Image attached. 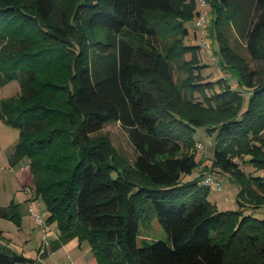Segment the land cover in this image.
I'll return each mask as SVG.
<instances>
[{"label": "trees", "instance_id": "trees-1", "mask_svg": "<svg viewBox=\"0 0 264 264\" xmlns=\"http://www.w3.org/2000/svg\"><path fill=\"white\" fill-rule=\"evenodd\" d=\"M252 5L260 11L253 23ZM197 8L195 0H0V84L20 85L0 104V120L19 130L10 163L29 158L58 244L86 240L98 264H264V219L243 212L263 206L264 177L235 161L249 155L264 170V75L255 81L234 61L224 31L233 24L251 55L262 57L264 0L210 1L222 64L236 70L248 101L226 81L222 91L204 93L199 46L184 43ZM161 35L175 39L162 49ZM181 60L188 100L173 79V62ZM109 122L129 130L136 175L97 135ZM201 125L218 130L205 171L236 176L241 209L210 204L202 175L183 179L199 163L182 147L195 146ZM0 217L20 224L18 205L0 206ZM155 217L170 242L138 246L141 226ZM34 261L0 244V264Z\"/></svg>", "mask_w": 264, "mask_h": 264}, {"label": "rangeland", "instance_id": "rangeland-1", "mask_svg": "<svg viewBox=\"0 0 264 264\" xmlns=\"http://www.w3.org/2000/svg\"><path fill=\"white\" fill-rule=\"evenodd\" d=\"M198 6V0H195ZM253 6V5H252ZM204 11L208 15L209 22L206 27V35L205 39L208 44V49H204L201 45L202 36L198 28L193 23L189 22L186 24L188 27L190 34L184 39L185 44H193L199 46L197 48L199 59L201 61L202 68H200V74L202 79L201 83L209 82V85L204 86V93L206 96L211 97L212 93L222 91V85L226 82L231 84L234 91H238L244 94V97L248 101L249 91L245 86L240 85V76L237 74L235 69L225 68L221 61V55L219 53V43L214 33L211 32L213 14L210 9V5L204 7ZM260 11L253 6L249 21L255 22ZM242 23V21H241ZM243 25V24H242ZM228 34L229 44L232 48L231 55L234 61L241 65L244 69L247 68L251 71H254L253 78L254 80L263 79L264 75V43H263V53L262 57H254L251 55V50L247 47V38L241 35V33L233 28V24H230L228 27L224 29ZM196 32L197 35H194ZM176 38H179L178 36ZM175 37L167 36L163 37L161 35L160 47L163 49L166 45L170 44ZM187 58L191 57L190 53H187ZM182 60L180 63L173 62V79L174 84L178 86V91L180 92L181 97L186 98L185 100L190 99V94L185 90L186 87L183 85L184 80L188 78L187 72L184 70H179L178 65L182 64ZM247 67V68H246ZM248 71V70H247ZM211 86V87H209ZM237 86V88H236ZM20 92V85L17 80H11L7 82L5 85L0 84V104L3 100L8 99L10 97L17 96ZM194 97L196 101H200L203 103V97L201 91L198 90L194 93ZM204 107H206L204 105ZM218 130H209L206 125L196 126L194 127V131L192 136L196 141L202 143L203 151L196 149L195 146H187L183 145L182 151L187 154H193L195 156L196 161L199 163L198 167H196L191 174L183 177L185 181L192 180L197 176L202 175L200 178L204 179L207 174H210L209 171H205L206 166L212 165V161L214 158V151L216 145ZM261 138L264 143V130L261 133ZM97 135L105 136L109 138L111 144L117 151L118 155L121 157L122 164L125 166L127 171L130 174L136 175V167H135V159L138 156V152L136 149V145L132 140L129 130L124 127L120 122H109L104 125V127L97 133ZM19 139V130L10 126L7 123L0 122V205L1 206H10L12 203H22L20 206V211L18 210L19 215L21 214L23 218L20 217V222L22 220L26 224V228L28 232L31 233L32 240L29 242H25L24 244L18 242V246H22L27 255H30L31 258H35L37 255V244L38 240L41 237V233L39 231L41 228L37 227L32 219L24 218L26 208L25 204H23L24 198L28 197L32 201V205L35 208L37 213H40L46 222V217H48V210L44 203V200L41 196L35 195L33 190V183L31 181V176L28 179V185L25 187L19 183L16 179V173H20L22 163H16L11 165L7 161V153L13 151V148L16 146V143ZM21 160L26 163L30 162L29 158L24 156ZM8 162V163H7ZM30 167V165H29ZM239 167L247 174L258 177H264V170L260 168H255L252 162L250 161V156L246 155L244 157V161L239 164ZM215 177L219 178L222 183V189H217L214 185L208 186L209 191L207 194V200L210 204L216 206L220 211L227 210H236L241 209L242 203L244 201L241 193L243 191V184L238 181L236 176L231 172H222L219 170L213 171ZM19 180L20 175H19ZM19 209V204H18ZM243 211L245 214H249L258 219H264V204L263 206L257 207L255 209L252 207L245 208ZM257 210V211H256ZM16 224L14 220L6 219L0 217V244H4L3 242L8 240V235L10 231V224ZM34 224V225H33ZM53 224L56 231L55 235L57 238H60V232L58 230L57 224L55 222L50 223ZM54 236V232L49 235V238ZM158 240L170 242L168 233L163 229L158 219L155 217L150 226L144 228L141 226V233L138 239V246L143 245V241L155 242ZM80 243L82 246L80 247ZM50 244V240L48 238H43L42 242L39 243L38 250L39 255L43 253L45 250H48V246ZM4 246V245H3ZM61 249L60 247H63ZM55 252L50 259H42V261L37 260L34 264H98L95 255L91 247L88 245L87 241L80 240L77 237H73L66 242L59 245L58 248L54 249Z\"/></svg>", "mask_w": 264, "mask_h": 264}, {"label": "crops", "instance_id": "crops-1", "mask_svg": "<svg viewBox=\"0 0 264 264\" xmlns=\"http://www.w3.org/2000/svg\"><path fill=\"white\" fill-rule=\"evenodd\" d=\"M0 122L2 123H5L3 120H0ZM14 150H15V147L13 148V151L10 152V153H7L6 156H7V161L10 163V158L11 156L13 155L14 153ZM7 162V163H8ZM23 162V165L21 166V171L20 173H16V179L19 181L20 184H22L23 187H25L26 185H28V179H29V176H31V172H30V167H29V162L26 163L25 161L23 160H18L16 163H22ZM15 163V164H16ZM11 164V163H10ZM11 165H14V164H11ZM19 175H20V179L22 181L19 180ZM32 200L29 199L28 197H25L24 198V201H23V204H25V208L27 209L26 212H25V215H24V218H28V219H32L33 220V223L41 228V230L39 231V233H41V237L36 240H38V244H37V255L35 258H31L30 255H27V253L25 252V250L23 249L22 246H18V242L24 244L25 242H29L32 240V237H31V233L28 232L27 228H26V224L24 223V221L22 220V222H20V224H14V222H12L13 224H10V231H9V235H8V240L3 242L4 246L7 247L8 249L12 250L13 252L17 253V254H21L27 258H31V259H34L36 262L37 260L39 261H42V259H50V257L55 253L57 252L56 248L59 247V245H62V244H58V240H59V237L57 238V236L55 235V227L53 224H50L49 222H47V218L46 217V224L41 226V225H38L33 216L31 215L30 213V207L32 205ZM19 204V211H20V206L22 203H17V205ZM1 206V205H0ZM5 207V206H4ZM33 209L35 210V208L33 207ZM20 213V212H19ZM20 217L23 218V216L20 214ZM33 224V225H34ZM54 232V236L49 238V235ZM48 238L50 240V244L48 246V250L44 251L43 253H41V255H39V250H38V246H39V243L42 242L43 238ZM2 245V244H1ZM82 246V243H80V247ZM61 249L64 248L63 247H60ZM38 262V261H37ZM34 264V263H33Z\"/></svg>", "mask_w": 264, "mask_h": 264}, {"label": "built area", "instance_id": "built-area-1", "mask_svg": "<svg viewBox=\"0 0 264 264\" xmlns=\"http://www.w3.org/2000/svg\"><path fill=\"white\" fill-rule=\"evenodd\" d=\"M210 1L212 0H198V14L196 16L195 19V26L198 28V30L201 33L202 36V41H201V45L204 49H208V44L206 42L205 39V35H206V27L207 24L209 22L208 19V15L207 13L204 11V7H206L207 5H210ZM196 149H198L199 151L202 150L203 151V145L202 143L198 142V144H196ZM237 164H240L242 161L240 159H236L235 160ZM202 184L206 185V186H212L214 185L217 189H222V183L221 180L217 177H215L213 174H207L203 181ZM30 213L33 216L35 222L38 225H45L46 222L44 221L42 215L40 213H37L33 207H30Z\"/></svg>", "mask_w": 264, "mask_h": 264}]
</instances>
